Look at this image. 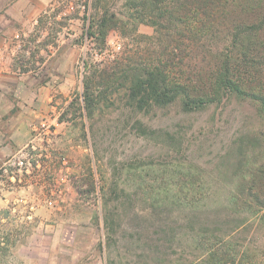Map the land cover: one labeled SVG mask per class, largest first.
Returning a JSON list of instances; mask_svg holds the SVG:
<instances>
[{
    "label": "rangeland",
    "instance_id": "rangeland-1",
    "mask_svg": "<svg viewBox=\"0 0 264 264\" xmlns=\"http://www.w3.org/2000/svg\"><path fill=\"white\" fill-rule=\"evenodd\" d=\"M93 2L53 1L55 51L68 45L76 50L77 83L67 97L58 96L59 102L70 101L58 116L62 125H55L49 142L39 143L42 153L34 161L39 167L22 177L35 187L15 191V203L0 204V264H25L33 247L47 249L54 227L56 234L69 224L88 229L92 250L84 264H185L193 228L197 232L200 223L225 221L223 205L238 183L233 173L240 167V152H249L263 121L256 104L234 98L200 112H185L179 100L139 112L128 105L122 89L112 104L87 109L82 98L85 66L87 71L103 67L100 50L112 62L125 49L145 46L118 31L101 47L89 39L91 16L96 22L100 16ZM125 4L103 2L116 13H127ZM137 28L140 35L154 34L149 24ZM116 44L120 51H114ZM256 156L257 151L250 155ZM189 183L213 187L211 210L186 209ZM107 216L113 222L111 233ZM253 234L247 238L264 242L261 233Z\"/></svg>",
    "mask_w": 264,
    "mask_h": 264
},
{
    "label": "trees",
    "instance_id": "trees-1",
    "mask_svg": "<svg viewBox=\"0 0 264 264\" xmlns=\"http://www.w3.org/2000/svg\"><path fill=\"white\" fill-rule=\"evenodd\" d=\"M103 2H93L100 16L97 22L91 16L87 37L101 47L118 31L145 46L99 62L102 68L85 66L87 109L112 104L120 89L129 106L145 113L177 100L189 113L233 98L257 105L263 121L249 152H240L233 173L238 183L223 205L225 221L193 228L185 264H264V242L247 238L252 231L264 237V0H126L127 13L111 12ZM140 24H149L154 34H138ZM184 191L187 210H211L213 187L189 183ZM106 223L111 233L108 216Z\"/></svg>",
    "mask_w": 264,
    "mask_h": 264
},
{
    "label": "crops",
    "instance_id": "crops-1",
    "mask_svg": "<svg viewBox=\"0 0 264 264\" xmlns=\"http://www.w3.org/2000/svg\"><path fill=\"white\" fill-rule=\"evenodd\" d=\"M53 1L0 0L1 205L13 203L15 191L19 194L35 187L31 179L4 174L2 168L9 158L28 148L36 126L48 124L55 131V125H62L58 116L70 101L57 98L67 97L77 83L76 50L68 45L55 51ZM68 226L56 234L54 227L47 249L41 252L33 247L35 253L25 264H84L92 250L88 229Z\"/></svg>",
    "mask_w": 264,
    "mask_h": 264
},
{
    "label": "built area",
    "instance_id": "built-area-1",
    "mask_svg": "<svg viewBox=\"0 0 264 264\" xmlns=\"http://www.w3.org/2000/svg\"><path fill=\"white\" fill-rule=\"evenodd\" d=\"M114 51H120L121 45L116 44ZM114 57V54H112ZM100 61L106 60L107 57L103 51H100L97 55ZM54 134L53 127L48 124L42 126H36L33 130V139L28 148L25 151L12 156L7 160L5 165L2 168V173L9 174L12 177L29 175L33 169H36L39 162H34L36 158H39L42 153V148L39 143H47L51 140V136ZM43 145V144H42ZM49 205H53L52 202H49Z\"/></svg>",
    "mask_w": 264,
    "mask_h": 264
}]
</instances>
